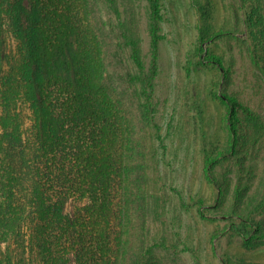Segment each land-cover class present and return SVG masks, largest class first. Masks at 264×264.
Returning <instances> with one entry per match:
<instances>
[{"label":"rangeland","instance_id":"1","mask_svg":"<svg viewBox=\"0 0 264 264\" xmlns=\"http://www.w3.org/2000/svg\"><path fill=\"white\" fill-rule=\"evenodd\" d=\"M153 1L89 0L129 135L127 264H264V140L232 153L227 104L264 121L250 4L158 0L154 44Z\"/></svg>","mask_w":264,"mask_h":264},{"label":"trees","instance_id":"2","mask_svg":"<svg viewBox=\"0 0 264 264\" xmlns=\"http://www.w3.org/2000/svg\"><path fill=\"white\" fill-rule=\"evenodd\" d=\"M243 1L264 72V0ZM104 76L89 0H0V264H127L135 180ZM227 104L231 152L244 156L264 121Z\"/></svg>","mask_w":264,"mask_h":264}]
</instances>
